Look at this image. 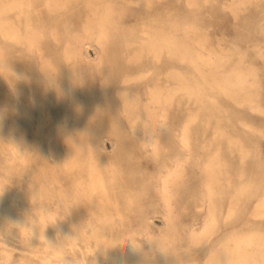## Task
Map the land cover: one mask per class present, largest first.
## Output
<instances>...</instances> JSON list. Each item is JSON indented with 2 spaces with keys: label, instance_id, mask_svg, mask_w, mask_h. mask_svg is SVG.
<instances>
[{
  "label": "rangeland",
  "instance_id": "1",
  "mask_svg": "<svg viewBox=\"0 0 264 264\" xmlns=\"http://www.w3.org/2000/svg\"><path fill=\"white\" fill-rule=\"evenodd\" d=\"M31 1L33 24L11 29L21 38L5 37L0 31L4 58L19 73L8 72L11 80L6 81L0 72V109L5 110L0 120V264H207L235 234L264 233V216L245 214L253 198L235 205L245 213L219 214L206 230L204 210L195 209L186 194V169L181 184L174 183L169 195L162 184L176 153L184 158V166L191 158V149L182 145L179 134L188 123L183 82L192 63L188 55L165 46L182 42L193 54L262 61L264 0H108V6L98 8L104 15L99 35L84 25L82 18L89 10L85 3L71 0L56 10L44 0ZM31 41L42 58L29 47ZM42 61L50 64L54 83ZM257 70L263 94L264 68ZM152 87L160 90L162 99L150 101ZM262 107L264 101L253 111L259 116L258 126L264 125ZM136 116H142L160 138L155 157L138 143L144 130ZM188 126L199 161L224 154L226 148L217 142L213 125L204 135L195 131V125ZM67 136L82 137L90 146L83 151L87 160L72 171L63 165ZM261 149L253 171L254 182L264 187L259 166L264 137ZM89 163L100 172L103 197L88 194ZM226 197L216 206L223 203L225 208ZM71 222L77 223V230L70 228ZM34 224L42 225L45 235L33 230Z\"/></svg>",
  "mask_w": 264,
  "mask_h": 264
},
{
  "label": "bare ground",
  "instance_id": "2",
  "mask_svg": "<svg viewBox=\"0 0 264 264\" xmlns=\"http://www.w3.org/2000/svg\"><path fill=\"white\" fill-rule=\"evenodd\" d=\"M68 1H71V0H44V3L49 8L57 10V8L66 5ZM76 1H78V2L81 1V2L85 3L89 8L88 12L82 18L85 27H87V28L92 27L93 29L95 28L97 35L102 34L101 33V30H103L102 29L103 28L102 17L104 15L99 14L100 10L98 8L102 7V6L103 7L108 6V4H107L108 0H76ZM28 4L30 5V7L28 6ZM258 5H260V4H258ZM32 6H33V2L31 0H29V1H25V0H0V31H1V34L5 37L8 36L11 38L12 37H18V36L20 37V35H22V34H19L18 32H14L11 29L14 28L15 26L17 27V25H19L21 23H24L26 26L33 24L34 18L31 14V7ZM16 7L18 9V10H16L17 11L16 15L11 14L12 9H14ZM258 24H259V22H258ZM71 25L74 26L73 23ZM150 36H152V35H150ZM13 40H14V38H13ZM31 40H32V38H31ZM145 42H147V41H145ZM34 45H35V42L31 41L29 47H31V49L36 52V54L39 56V58L40 57L42 58V55L39 51L40 48L38 47V45L36 48H34ZM155 46H157V45L155 44ZM155 46H150L149 48L156 50L157 47H155ZM165 47L169 48L175 54L188 55V58L192 63V69L188 72V76L186 78V81L183 82L184 89L187 92L186 100L189 103V110L187 113L188 123L189 124L191 123V125L193 124V126L195 125V131L196 132L200 131L203 135L206 133L209 125H213L214 126L213 133L217 136V142L220 143L221 145H224L226 149H225L224 154L222 156H220V153L217 152L216 155H213L212 157H209L207 159H203V160L199 161V158L196 157V154L194 152H192L193 147L191 146L192 145L191 133L188 130L190 126H188V123H187L185 125V127L183 128V131L179 134V137H180V141H181L182 145L185 148H187L188 150L191 149V152L189 154V156H191V158H190L188 164L185 165L186 166L185 167L184 166V158L182 157V155L180 153H176L174 155L173 168L170 169V172L164 178V181L162 180L163 181L162 184H164L163 191L167 195H169L168 192H170L171 186L174 183L175 184L177 183L179 185V183L181 182L180 179L182 177L183 171H184V169H186V173H185L186 177H185V182H184L186 194L190 200L191 205H193L195 209L199 208L201 210H204V217H206V219L208 220V223L205 225V227L203 226L204 229H206V230H210L211 222H214L216 217L219 214H221V215L226 214L228 216V215H231V214L236 213V212H237V214L242 213V212L245 213L243 211V208L238 209L235 206L239 202V200H243V199H251V198L254 199L252 205H250L251 207L248 208L247 212L245 213L247 215V217L250 218V217H254V216H264V187L260 186L256 182H254L255 180H254V171H253V168H254L253 166L256 163L255 157L261 153L262 139L264 137V125L258 126L256 124V122H257L256 118L259 116L255 113H253V111H255V109H257L258 107L261 106V102L264 101V93L260 94V92H259L260 74L257 70L258 68H264V57H262V61H259L256 58H245L242 56H215V55H211V54L210 55H204L201 53L193 54L192 52H195V51L192 50V48L188 45V43H182V42H180V43L179 42H173V44H170V45L167 44ZM204 49H205V47H204ZM4 51H6V50H4ZM146 52H148V51H146ZM161 53L163 54V51ZM5 54H7V53H5ZM150 54H152V53H150ZM189 60H188V62H189ZM41 67L43 68L45 73L48 75L50 83H54V81H55V79L53 77L54 74H52L50 64L42 61ZM10 71L18 73L15 65H12L8 59L4 58L3 50L0 46V72H2V74L5 76V78L7 79L6 81L9 80L8 72H10ZM9 74H11V73H9ZM0 75H1V73H0ZM18 75H19V73H18ZM5 78L3 77V79H5ZM13 79H14V77H13ZM181 84H182V81H181ZM141 89H142V87H141ZM13 92L18 97V99H20L19 92L16 90V87H13ZM151 93H152V96L150 98V101L162 99V97L160 96V90L159 89L153 88L151 90ZM123 97H124L125 102L128 103L130 100L129 97L127 95H124ZM232 103H235L234 108H232L233 107ZM236 105H239L240 108L237 107ZM150 107H151L150 104L146 105L147 109ZM25 108H26V106H25ZM262 108H264V107H262ZM73 111L76 112L77 109L74 108ZM148 112H149V110H148ZM26 114H28V113H26ZM20 121H21V119H20ZM25 129H26V127H25ZM141 131H143V130H141ZM18 133L22 137L23 136L25 137L22 129L19 128ZM14 134H15V132H14ZM65 140L67 143L68 152L64 156L63 165L67 171H72V170L76 169L79 166V164H81L85 159L87 160L83 151H84V149H89L90 146L89 145L86 146V144H84L82 137H79V139H75V137L73 138L71 136H67L65 138ZM102 143L103 142H101V145H102ZM101 147H103V146H101ZM18 149H19V147H18ZM103 149H106V148H103ZM222 153H223V151H222ZM184 154H185V152H184ZM31 158H32V155H31ZM91 164L92 163H89V169H88V175H89V179H90V189L91 190L89 189L90 193H88V194L90 196H93V195H95V193H98L97 194L98 197H103L105 192L103 190H101L102 184H100L101 183L100 172H98L96 167H93ZM259 166H260V169L262 171H264V160L261 162V164ZM170 168H171V166H170ZM263 185H264V183H263ZM227 194H228V196L226 197ZM223 197L227 198V206H225V208H224L222 206L223 203L219 207L216 206L217 201L222 200ZM78 203H80V202H78ZM168 205H169V203H168ZM54 208H52V209H54ZM195 209H193V210H195ZM80 210H81V208H80ZM22 212L25 214L24 210ZM62 212H63V210H62ZM13 217H16V216H14V214H13ZM32 217H33V215H32ZM58 217H59V215H58ZM4 222H6V221H4ZM12 224H14V223H12ZM76 224L74 222H71L70 228L77 230L78 226ZM63 225H64V223H63ZM58 227H60V226H58ZM120 228H122V226H120ZM33 230H35L36 232H38L42 236L45 235V233L43 231V227L40 224H34ZM48 232H50V230ZM260 233H261V231H260ZM117 234H119V233H117ZM53 236H56V235H53ZM46 238L47 237H45L44 239H46ZM53 241H52V243H54ZM28 243H29V241H28ZM41 243H42V241H41ZM53 246H54V244H53ZM97 246H99V245H97ZM105 246H107V245H105ZM24 248H26V247H24ZM82 249H83V247H82ZM31 250H33V249H31ZM57 251H59V248L57 249ZM36 252H38V251H36ZM214 253L216 255L213 258V264H225L224 252L223 251H221V252L220 251L219 252L214 251ZM129 254H128V256H129ZM138 254H139V252H138ZM160 254H161V250H160ZM90 256L91 255H89V257ZM210 257H213V254ZM40 258H42V257H40ZM139 258H141V257H139ZM134 263H136V262H134ZM204 263H205V261H204ZM207 264H208V262H207Z\"/></svg>",
  "mask_w": 264,
  "mask_h": 264
},
{
  "label": "clouds",
  "instance_id": "3",
  "mask_svg": "<svg viewBox=\"0 0 264 264\" xmlns=\"http://www.w3.org/2000/svg\"><path fill=\"white\" fill-rule=\"evenodd\" d=\"M4 117V110L0 109V120ZM144 134L138 140L140 146L155 157L160 150V138L146 125L142 116L137 117ZM231 245V246H229ZM225 255V264H264V233L242 231L221 245ZM210 257L208 264H213Z\"/></svg>",
  "mask_w": 264,
  "mask_h": 264
}]
</instances>
